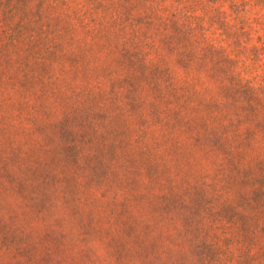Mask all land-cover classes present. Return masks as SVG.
<instances>
[{"label":"rangeland","instance_id":"1","mask_svg":"<svg viewBox=\"0 0 264 264\" xmlns=\"http://www.w3.org/2000/svg\"><path fill=\"white\" fill-rule=\"evenodd\" d=\"M58 8L42 24L44 0H0V83L29 99L9 156L36 193L20 213L38 242L24 264H75L73 243L100 238L120 264H145L134 241L148 229L193 239L191 264H264V75H237L230 55L250 46L260 68L264 0ZM189 155L203 166L185 181L174 161Z\"/></svg>","mask_w":264,"mask_h":264},{"label":"clouds","instance_id":"2","mask_svg":"<svg viewBox=\"0 0 264 264\" xmlns=\"http://www.w3.org/2000/svg\"><path fill=\"white\" fill-rule=\"evenodd\" d=\"M69 2L71 3L72 0H69ZM151 2L152 0H149V3ZM166 2L171 3L172 0H166ZM204 2L206 3L207 0H204ZM229 2L239 4L240 0H229ZM246 2L252 5L256 3V0H246ZM84 3L85 0H75L76 5H83ZM219 3L223 4L224 0H219ZM59 4L60 0H44L45 11L42 24H46L50 17L55 18L61 15V10L58 8ZM193 11L195 16L204 19L203 30L207 31L211 22L200 11ZM223 11H227L226 4ZM260 14L264 16V12ZM249 15H254V13L250 11ZM228 16L230 17L229 22H231L234 17L231 13H228ZM249 23H251V20H249ZM261 34L264 35V33ZM225 43L231 45L230 41H225ZM246 47L250 46L244 45L238 50L230 48V55L237 66V75H247L253 79L259 78L264 75V57L261 58L259 69L250 66L248 53L245 51ZM185 69L186 81L195 82L200 80L201 69H189L187 64H185ZM2 79L3 70L0 69V80ZM14 79L15 77H13ZM232 79L233 77L230 76L229 80ZM20 103L27 105L29 99L21 97L15 84L9 87L7 83H0V230H2L0 231V264H24L25 249L31 251L35 249L38 243L34 237L30 238L28 235L32 231L30 227L31 218L20 215L24 205L29 200L36 199L35 190L17 187L19 183L23 182L21 178L24 174L18 170V167L14 166L16 156H12L9 162L10 154L20 145L18 131L25 122L24 118L19 117L17 113ZM113 103H115V100H113ZM132 103H134V100L130 98V107ZM33 108H35V111H39V108L35 105H33ZM113 110L120 111L115 108ZM131 110L136 111L134 108ZM29 111H32V109H29ZM25 116H27V113H25ZM174 163L176 165V175H180L181 170H183L185 181L192 174L193 168L203 166L199 159L191 155L184 157L183 160H176ZM171 183L170 180L169 185ZM153 232L154 230L151 229L145 230L143 237L134 241L135 245L141 249L140 258L145 261V264H179L181 261L183 264H191L193 239L177 229L170 230L165 236L158 233L153 234ZM5 239L8 241L14 240L15 242L11 243L10 246H4L3 241ZM256 251L258 249L251 250V254L255 255ZM68 254L75 258V264H120L121 260L124 259L118 252L112 251L102 238L99 239V246H97V241L76 240L68 250ZM203 254L202 252L201 255Z\"/></svg>","mask_w":264,"mask_h":264}]
</instances>
